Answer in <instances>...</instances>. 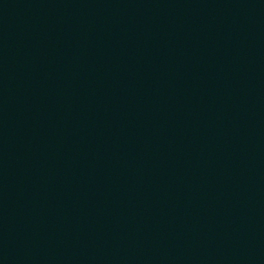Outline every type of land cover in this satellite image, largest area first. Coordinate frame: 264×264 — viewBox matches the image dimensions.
Segmentation results:
<instances>
[{"label":"water","instance_id":"water-1","mask_svg":"<svg viewBox=\"0 0 264 264\" xmlns=\"http://www.w3.org/2000/svg\"><path fill=\"white\" fill-rule=\"evenodd\" d=\"M0 264H264V0H0Z\"/></svg>","mask_w":264,"mask_h":264}]
</instances>
